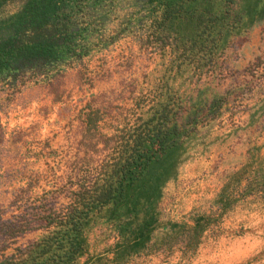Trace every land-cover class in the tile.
<instances>
[{
    "label": "rangeland",
    "instance_id": "1",
    "mask_svg": "<svg viewBox=\"0 0 264 264\" xmlns=\"http://www.w3.org/2000/svg\"><path fill=\"white\" fill-rule=\"evenodd\" d=\"M263 1L203 58L195 50L177 56L171 37H156L154 0H104L91 18L105 45L0 77V259L51 227L48 219L95 175L119 129L148 116L165 79L176 118L195 117V131L161 187L147 248L117 264H264ZM21 2H6L0 16ZM117 235L98 217L78 263L112 264L102 249Z\"/></svg>",
    "mask_w": 264,
    "mask_h": 264
},
{
    "label": "trees",
    "instance_id": "2",
    "mask_svg": "<svg viewBox=\"0 0 264 264\" xmlns=\"http://www.w3.org/2000/svg\"><path fill=\"white\" fill-rule=\"evenodd\" d=\"M8 1L12 0H0V7ZM103 1L22 0L12 13L0 16V77L9 78L23 68L45 67L105 45L107 35L91 18ZM154 1L160 10L156 37L161 41L171 37V50L177 56L195 50L210 58L230 34L242 29L243 14L252 17L257 0ZM231 3L238 6L232 13ZM168 89V82L162 79L158 99L146 109L148 116L138 115L133 124L119 129L95 175L79 183L64 209L48 219L51 227L1 258L0 264H82L78 259L88 253V229L98 217L111 223L118 234L102 249L111 252L110 263H121L147 248L152 230L159 224L155 204L161 187L176 172L185 155V141L195 131V117L189 121L176 118L178 103L168 99ZM260 177L264 187V174ZM203 217H196L193 228H201L198 220Z\"/></svg>",
    "mask_w": 264,
    "mask_h": 264
}]
</instances>
